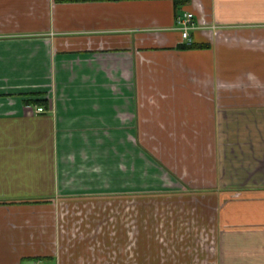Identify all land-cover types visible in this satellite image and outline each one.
Masks as SVG:
<instances>
[{
    "label": "crops",
    "instance_id": "crops-1",
    "mask_svg": "<svg viewBox=\"0 0 264 264\" xmlns=\"http://www.w3.org/2000/svg\"><path fill=\"white\" fill-rule=\"evenodd\" d=\"M263 144L264 0H0V264H181L145 249L155 236L125 251L60 244L89 202L167 193V169L218 184L221 148ZM246 190L217 192L224 242L264 231V187ZM216 256L264 264V251Z\"/></svg>",
    "mask_w": 264,
    "mask_h": 264
},
{
    "label": "rangeland",
    "instance_id": "rangeland-1",
    "mask_svg": "<svg viewBox=\"0 0 264 264\" xmlns=\"http://www.w3.org/2000/svg\"><path fill=\"white\" fill-rule=\"evenodd\" d=\"M221 149L223 171L218 184L197 186L192 183L194 181L166 168L173 175L176 187H171L167 193L133 195L115 202L111 201L113 198L89 202L86 212L80 215L83 218H76L77 225L64 228L69 239L60 247L71 252L75 249L72 240L81 236L83 240L88 238V243L76 244V252L134 250L137 246L135 235H148L155 236L156 242L147 244L145 249L167 252L173 258L180 254L181 264H220L216 254L228 247L249 254L264 251V231L248 232V236L244 233L245 241L226 238L224 242L220 239L221 227L216 219L218 191L220 196L243 198L253 193L246 188L264 187V144ZM63 211L67 219L66 210ZM68 214L71 218L72 212ZM118 226L121 227L119 233L123 228L124 234L129 236L128 239L124 237L122 243L114 238ZM236 237L241 238L240 234Z\"/></svg>",
    "mask_w": 264,
    "mask_h": 264
},
{
    "label": "built area",
    "instance_id": "built-area-1",
    "mask_svg": "<svg viewBox=\"0 0 264 264\" xmlns=\"http://www.w3.org/2000/svg\"><path fill=\"white\" fill-rule=\"evenodd\" d=\"M178 22V28L181 30L182 39L183 41L191 42V31L196 29L197 23L194 19V13L191 11H186L183 14H180L177 19ZM45 106H38L37 111L44 112ZM29 264H37L36 262H31Z\"/></svg>",
    "mask_w": 264,
    "mask_h": 264
},
{
    "label": "trees",
    "instance_id": "trees-1",
    "mask_svg": "<svg viewBox=\"0 0 264 264\" xmlns=\"http://www.w3.org/2000/svg\"><path fill=\"white\" fill-rule=\"evenodd\" d=\"M198 46H202V44L201 45H199L197 43L182 44L180 47H182V48H185V47L192 48V47H198Z\"/></svg>",
    "mask_w": 264,
    "mask_h": 264
}]
</instances>
